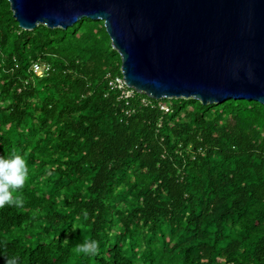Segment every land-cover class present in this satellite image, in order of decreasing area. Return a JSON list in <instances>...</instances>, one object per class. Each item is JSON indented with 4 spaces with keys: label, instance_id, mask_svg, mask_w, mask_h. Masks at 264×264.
<instances>
[{
    "label": "trees",
    "instance_id": "obj_1",
    "mask_svg": "<svg viewBox=\"0 0 264 264\" xmlns=\"http://www.w3.org/2000/svg\"><path fill=\"white\" fill-rule=\"evenodd\" d=\"M116 76L103 20L25 30L0 0V156L29 168L0 264H264V104L123 99Z\"/></svg>",
    "mask_w": 264,
    "mask_h": 264
},
{
    "label": "water",
    "instance_id": "obj_2",
    "mask_svg": "<svg viewBox=\"0 0 264 264\" xmlns=\"http://www.w3.org/2000/svg\"><path fill=\"white\" fill-rule=\"evenodd\" d=\"M19 26L104 21L126 84L154 99L264 104V0H9Z\"/></svg>",
    "mask_w": 264,
    "mask_h": 264
},
{
    "label": "clouds",
    "instance_id": "obj_3",
    "mask_svg": "<svg viewBox=\"0 0 264 264\" xmlns=\"http://www.w3.org/2000/svg\"><path fill=\"white\" fill-rule=\"evenodd\" d=\"M28 176L29 168L23 156L19 154L11 157L0 156V208L14 206L20 209L23 207V199L14 198L13 193L24 187ZM78 247L82 253L94 255L98 249V242L84 241ZM5 264H18V259L6 257Z\"/></svg>",
    "mask_w": 264,
    "mask_h": 264
},
{
    "label": "built area",
    "instance_id": "obj_4",
    "mask_svg": "<svg viewBox=\"0 0 264 264\" xmlns=\"http://www.w3.org/2000/svg\"><path fill=\"white\" fill-rule=\"evenodd\" d=\"M50 69V65L49 64H43L41 62H34L33 64V70L34 72L39 75L42 76L44 73H47ZM109 84L112 88H118L121 91V98L123 99H128L132 96H134L135 94V89L129 87L126 84V81L122 76H116L114 78H110L109 80ZM162 108L165 111H168L169 108L166 105H162Z\"/></svg>",
    "mask_w": 264,
    "mask_h": 264
}]
</instances>
